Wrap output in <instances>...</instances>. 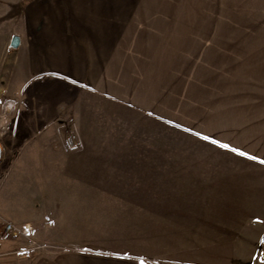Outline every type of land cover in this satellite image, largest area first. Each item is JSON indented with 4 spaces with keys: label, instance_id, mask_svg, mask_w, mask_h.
I'll return each instance as SVG.
<instances>
[{
    "label": "rangeland",
    "instance_id": "rangeland-1",
    "mask_svg": "<svg viewBox=\"0 0 264 264\" xmlns=\"http://www.w3.org/2000/svg\"><path fill=\"white\" fill-rule=\"evenodd\" d=\"M257 2L261 13L213 17L212 22L202 21L204 27L189 26L190 36L214 46L205 43L204 56L214 54L220 60L208 78L197 69L194 79L188 73L181 81L182 87L177 80L172 112L160 113L170 118L171 127L137 111L135 121L124 113L119 127L113 113L104 111L109 101L77 95L61 117L47 114L50 127L37 128V133L28 129L20 150L15 145L12 154L2 152L0 230L11 223L29 227L33 237L32 242L0 240V264L81 252L84 247L132 254L142 264H264V224L240 204L229 208L222 201L226 193L218 191L223 177H234L238 184L251 169H264L262 125L221 127L264 121V0ZM195 18L189 17V22ZM43 82L28 83L22 106L29 110L18 112V118L35 119L55 105L51 96L46 99L35 89ZM227 89L239 92L225 95ZM243 91L247 95H239ZM212 93L221 94L220 111L204 112L217 107L212 98L218 96ZM72 103L88 111L89 127L74 126ZM229 107L240 111L226 110ZM16 112L14 108L8 117L15 118ZM99 134L123 135V143L107 144V150L135 151V157L144 158L135 159L134 208L111 202L132 198V192L117 190L126 176L99 177L104 191L86 193L82 185L88 179L75 175L74 160L68 158L77 150L75 140L82 143L84 135ZM10 155L17 158L9 159ZM87 195L107 205L88 202Z\"/></svg>",
    "mask_w": 264,
    "mask_h": 264
},
{
    "label": "crops",
    "instance_id": "crops-1",
    "mask_svg": "<svg viewBox=\"0 0 264 264\" xmlns=\"http://www.w3.org/2000/svg\"><path fill=\"white\" fill-rule=\"evenodd\" d=\"M257 1L263 0H0L2 152L12 154L15 145L20 150L27 143L28 129L37 133V128L50 127L47 114L61 117L62 112L67 111L70 99L77 95L109 101L104 111L113 113L119 127L124 125L121 121L124 113H129L126 117L135 121V111L153 115L171 127L172 124L167 123L170 118L160 113L172 110L169 105L173 102L177 80L188 79V73L194 79L197 69L208 78L210 71H217L215 67L220 60L214 54L204 56V47L209 41L206 43L198 36H190L193 31L189 26L204 27L203 22H212L213 17L261 13ZM189 17L196 18L189 22ZM14 35L20 38V46L11 51L9 42ZM206 47L214 48L209 44ZM32 80L44 81L35 89L46 94V99L51 96L55 105L35 119H21L18 112L29 110L23 109L26 100L23 94ZM179 85L182 87V82ZM238 92L227 89L225 95ZM239 95L247 94L243 91ZM214 100L217 107L204 112L220 111L219 96L212 98V103ZM56 101L59 104L56 105ZM75 103H72V112L76 114L74 126L89 127L88 111L86 113ZM14 108L17 114L11 119ZM244 108L250 110V107ZM226 110L240 111L234 107ZM106 122L107 119L105 126ZM242 122L221 127H264V121ZM216 126L213 124L212 128ZM75 142L77 150L68 154V158L74 160L75 175L88 179L82 185L83 191H104L99 177L108 174L126 176L124 180L120 179L119 184L123 186L117 190L132 192V198H117L111 202L114 206L134 208L135 159L144 158L135 157V151L107 150V144L123 143V135H84L82 143L80 140ZM10 158L17 157L10 155ZM233 178L223 177L220 182L219 177L216 181L220 182L218 191L226 193L222 201H226L229 208L240 204L255 221L264 224V169H251V175L244 176L241 184H236ZM87 196L88 202L95 201L100 207L107 205L106 200L93 199L96 195L93 198ZM131 257L135 256L84 247L81 252L51 258H22L19 264H142Z\"/></svg>",
    "mask_w": 264,
    "mask_h": 264
},
{
    "label": "built area",
    "instance_id": "built-area-1",
    "mask_svg": "<svg viewBox=\"0 0 264 264\" xmlns=\"http://www.w3.org/2000/svg\"><path fill=\"white\" fill-rule=\"evenodd\" d=\"M32 237V230L30 228L17 227L11 223H4L0 230V240L24 238L30 241Z\"/></svg>",
    "mask_w": 264,
    "mask_h": 264
},
{
    "label": "water",
    "instance_id": "water-1",
    "mask_svg": "<svg viewBox=\"0 0 264 264\" xmlns=\"http://www.w3.org/2000/svg\"><path fill=\"white\" fill-rule=\"evenodd\" d=\"M20 46V38L18 36H12L9 42V50L16 51ZM2 150L0 147V161H1Z\"/></svg>",
    "mask_w": 264,
    "mask_h": 264
}]
</instances>
